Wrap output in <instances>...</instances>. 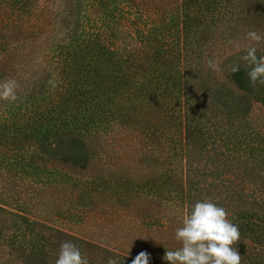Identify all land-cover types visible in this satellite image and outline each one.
Wrapping results in <instances>:
<instances>
[{"label": "trees", "instance_id": "16d2710c", "mask_svg": "<svg viewBox=\"0 0 264 264\" xmlns=\"http://www.w3.org/2000/svg\"><path fill=\"white\" fill-rule=\"evenodd\" d=\"M253 30L264 0H0V82L19 85L0 99V264H55L64 241L89 264H132L138 252L69 223L85 226L97 199L142 198L181 227L212 200L239 227L241 264H264V84L242 59Z\"/></svg>", "mask_w": 264, "mask_h": 264}, {"label": "clouds", "instance_id": "9594fccd", "mask_svg": "<svg viewBox=\"0 0 264 264\" xmlns=\"http://www.w3.org/2000/svg\"><path fill=\"white\" fill-rule=\"evenodd\" d=\"M250 43L246 54L242 57L251 66L248 76L253 85L259 81L264 84V56L258 57L257 44L264 41V35L257 31H249ZM207 66L218 71L220 60L208 58ZM239 65L231 69L238 72ZM19 85L15 79L0 82V99L15 101ZM227 210L212 200L197 201L190 209L184 211L182 227L176 229L175 238L180 247L166 251L164 259L171 264H241V254L233 245L240 239L238 225L228 218ZM55 264H89L79 246L71 241L61 243L59 256ZM108 264H116L109 258ZM132 264H149V254L140 252Z\"/></svg>", "mask_w": 264, "mask_h": 264}, {"label": "rangeland", "instance_id": "374dc122", "mask_svg": "<svg viewBox=\"0 0 264 264\" xmlns=\"http://www.w3.org/2000/svg\"><path fill=\"white\" fill-rule=\"evenodd\" d=\"M128 161L130 162L125 160ZM115 163L116 160L110 159L108 172H115ZM101 167L102 163L95 159L94 170ZM101 203V199L96 200L95 209L86 217L88 223L85 226H71L69 223L71 232L85 235L100 246L138 253L146 251L150 264H171L164 259V255L167 249L180 247V242L175 238L176 229L181 227V214L177 209L152 208L157 204L148 198L134 200L124 210L121 209L123 207L116 209L117 207L110 206L112 203L102 206ZM56 224L60 225L59 222Z\"/></svg>", "mask_w": 264, "mask_h": 264}]
</instances>
